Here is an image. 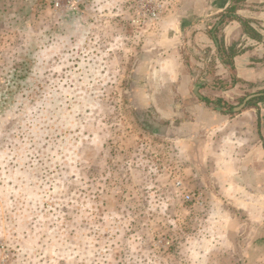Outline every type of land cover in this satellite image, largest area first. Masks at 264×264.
Returning a JSON list of instances; mask_svg holds the SVG:
<instances>
[{
    "label": "rangeland",
    "instance_id": "obj_1",
    "mask_svg": "<svg viewBox=\"0 0 264 264\" xmlns=\"http://www.w3.org/2000/svg\"><path fill=\"white\" fill-rule=\"evenodd\" d=\"M145 1L0 0V264L200 262L181 146L133 95Z\"/></svg>",
    "mask_w": 264,
    "mask_h": 264
},
{
    "label": "crops",
    "instance_id": "obj_2",
    "mask_svg": "<svg viewBox=\"0 0 264 264\" xmlns=\"http://www.w3.org/2000/svg\"><path fill=\"white\" fill-rule=\"evenodd\" d=\"M158 1L133 95L140 117L180 144L182 184L197 191L183 206L197 232L188 255L264 264V99L249 103L264 96V0Z\"/></svg>",
    "mask_w": 264,
    "mask_h": 264
},
{
    "label": "built area",
    "instance_id": "obj_3",
    "mask_svg": "<svg viewBox=\"0 0 264 264\" xmlns=\"http://www.w3.org/2000/svg\"><path fill=\"white\" fill-rule=\"evenodd\" d=\"M151 4H153V1L152 0H146L145 2H144V4L143 5H145V6H143L145 9V11H148V14L151 16V17H156L157 16V13L158 12H156V9H152V8H150L151 10H149V7H150V5Z\"/></svg>",
    "mask_w": 264,
    "mask_h": 264
},
{
    "label": "trees",
    "instance_id": "obj_4",
    "mask_svg": "<svg viewBox=\"0 0 264 264\" xmlns=\"http://www.w3.org/2000/svg\"><path fill=\"white\" fill-rule=\"evenodd\" d=\"M261 99H264V96H261V97H256V98H254V99L250 100V102H249V103H253L254 101L261 100Z\"/></svg>",
    "mask_w": 264,
    "mask_h": 264
}]
</instances>
